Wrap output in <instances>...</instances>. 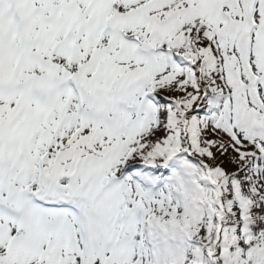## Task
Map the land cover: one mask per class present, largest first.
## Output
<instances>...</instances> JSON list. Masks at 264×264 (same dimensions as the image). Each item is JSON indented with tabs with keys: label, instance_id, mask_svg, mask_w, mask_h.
<instances>
[{
	"label": "snow or ice",
	"instance_id": "1",
	"mask_svg": "<svg viewBox=\"0 0 264 264\" xmlns=\"http://www.w3.org/2000/svg\"><path fill=\"white\" fill-rule=\"evenodd\" d=\"M0 264H264V0H0Z\"/></svg>",
	"mask_w": 264,
	"mask_h": 264
},
{
	"label": "rangeland",
	"instance_id": "2",
	"mask_svg": "<svg viewBox=\"0 0 264 264\" xmlns=\"http://www.w3.org/2000/svg\"><path fill=\"white\" fill-rule=\"evenodd\" d=\"M186 164H190L194 171H190ZM201 170L202 166L199 161L185 153H178L167 162L145 164L139 158L125 161L119 166L117 179H126L148 201H156L162 196H169L174 202L182 203L181 190L190 191L194 187L193 181L204 191L213 188L210 181L201 178Z\"/></svg>",
	"mask_w": 264,
	"mask_h": 264
},
{
	"label": "clouds",
	"instance_id": "3",
	"mask_svg": "<svg viewBox=\"0 0 264 264\" xmlns=\"http://www.w3.org/2000/svg\"><path fill=\"white\" fill-rule=\"evenodd\" d=\"M202 195L205 194H200L195 186L190 191L181 190L182 203L189 205H192L193 200L201 197Z\"/></svg>",
	"mask_w": 264,
	"mask_h": 264
}]
</instances>
